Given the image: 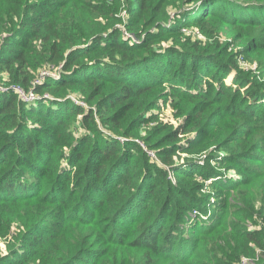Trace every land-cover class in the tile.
Instances as JSON below:
<instances>
[{
  "label": "trees",
  "instance_id": "obj_1",
  "mask_svg": "<svg viewBox=\"0 0 264 264\" xmlns=\"http://www.w3.org/2000/svg\"><path fill=\"white\" fill-rule=\"evenodd\" d=\"M216 20L260 29L264 50V0H0V83L41 97L0 91V236L16 233L0 264H244L264 247V83ZM167 104L178 127L155 123ZM193 210L212 216L188 230Z\"/></svg>",
  "mask_w": 264,
  "mask_h": 264
},
{
  "label": "rangeland",
  "instance_id": "obj_2",
  "mask_svg": "<svg viewBox=\"0 0 264 264\" xmlns=\"http://www.w3.org/2000/svg\"><path fill=\"white\" fill-rule=\"evenodd\" d=\"M218 11H222V10H218ZM125 12H123L124 14ZM182 19V18H180ZM185 20V18H183ZM183 21V20H182ZM206 28L208 29L209 35L214 34L215 32H218V38L216 39L217 41H221V42H226L227 40H230L231 43V49H241L243 53H245L247 56H249V60L246 59H241L239 57L238 59V63L241 66V68L245 69V70H251L252 72L262 76V79L260 82L264 83V50H260L259 48H257L258 46H256L257 42L255 44H248L251 40L256 39L257 37H260L262 35V31L260 29L258 30H252V29H246V28H242L240 25L238 26H232V27H228L224 24H222L220 21L216 20V21H212L210 22ZM202 36L200 32H198V35L195 36V38H202L205 42H212L213 38H209L208 36ZM236 75H237V69L234 68V70L232 71V73H230L227 78H225V82L231 86H237V84H235V79H236ZM251 76H253V74H251ZM203 85H205L203 83ZM10 86V85H9ZM243 90V89H242ZM1 92H8V91H12L11 88L2 91ZM170 89L167 88L166 92L170 93ZM166 97L172 98L171 95H167ZM177 102V101H175ZM35 104V102H33ZM158 111V118L155 121V123H163V124H168L170 126L173 127H178L180 125V123H183L184 121V117H178L176 115L177 113V109L172 105V104H167L164 105L161 109L157 110ZM81 128L78 130V134H80L81 132ZM191 138V140L195 139L196 133L193 132L191 134H188ZM187 135H180V139L181 141H185ZM136 139H141V136H138ZM214 149V147H211L209 150L202 152L200 155H198L196 158L199 159L200 158V163H204V159H208L209 158V151ZM186 157H190V155H188L187 153L182 154V160L181 163H184V159H186ZM215 164V163H214ZM222 170V175L218 176L217 178H221L222 181H228V180H236L239 177V173H238V169L237 167H233V169H230V172H227L226 169H221ZM229 171V170H228ZM225 173V174H224ZM172 179L175 181L174 176H172ZM215 178V179H217ZM197 179L201 182L206 181V186L205 189L208 187L207 185L210 183V181L213 179H209V180H204L201 176H197ZM216 203V197L211 194L210 197V203L209 206H214ZM264 207V202L262 201H256L255 203V208L260 210L261 208ZM197 212L198 210H193L192 215L194 216L195 219H191V221H188L187 229L190 230L192 225L194 224V222L196 220L201 221L203 223H206L210 220V218L208 219V217L212 216V213H207L203 216H201V219L197 218ZM257 211L255 213V215L250 218L249 220H246V225L248 227L254 228L256 226H252L254 225L255 219L257 218ZM208 219V220H207ZM51 225L48 224L47 227H50ZM44 230V229H43ZM14 230L12 231L11 234H9V236L7 237H1L0 236V255L1 256H5L9 253V246H11V243L15 240L14 237ZM252 244V243H250ZM253 245V244H252ZM254 246V245H253ZM256 247V246H255ZM256 252H255V256L254 257H244L243 258V263L244 264H255L256 261L264 255V247H256L255 248Z\"/></svg>",
  "mask_w": 264,
  "mask_h": 264
},
{
  "label": "built area",
  "instance_id": "obj_3",
  "mask_svg": "<svg viewBox=\"0 0 264 264\" xmlns=\"http://www.w3.org/2000/svg\"><path fill=\"white\" fill-rule=\"evenodd\" d=\"M44 76L45 77L51 76L52 78L59 79V78H61L62 74L59 71L57 72V70H54V72L44 70L41 72V76L36 82L37 83L40 82V79H43ZM9 88H11L12 91L17 92L19 97L23 98L24 100H26L28 102H34V101L41 99V97L37 96L33 90L26 91V90L21 89L19 86H16V85L5 86V85H1V83H0V90L5 91ZM122 140H124V138H122ZM135 140L138 143H140L146 149V151L148 152V154L152 158L158 159L156 153L153 150L148 149V147L143 143V141H141L140 139H135Z\"/></svg>",
  "mask_w": 264,
  "mask_h": 264
}]
</instances>
